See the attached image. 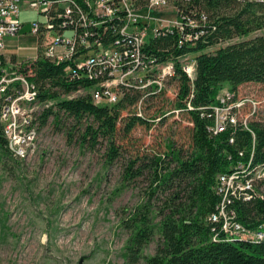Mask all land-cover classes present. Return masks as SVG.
I'll return each mask as SVG.
<instances>
[{
    "label": "trees",
    "instance_id": "obj_1",
    "mask_svg": "<svg viewBox=\"0 0 264 264\" xmlns=\"http://www.w3.org/2000/svg\"><path fill=\"white\" fill-rule=\"evenodd\" d=\"M191 7L204 11L209 19L201 39L178 47L175 36L165 34L148 48L149 55L158 61L193 54V79L177 65L171 78L176 81L172 96L164 90L151 94L140 110L135 105L140 97L138 90L123 89L113 104L94 103L88 92L77 93L80 88L87 90L91 82L82 76L71 78L65 69L67 61L44 57L38 46L35 58L22 62L18 71L35 83L37 101L47 103L35 114L37 130L49 116L54 123L70 117L74 123L70 127L89 118L77 141L92 147L97 139H103L105 164L120 157L122 141H134L130 136L134 125L150 127L168 116L173 121L186 116V148L176 145L171 137L165 140L163 151L138 144L136 155L128 156L122 164L119 189L142 174L148 178L143 180L146 184L140 188L139 200L121 208L119 222L128 233L123 264H264V242L228 241L218 223L207 218L221 200L215 190L217 176L230 171L238 161H264V121L250 117L248 129L240 120L216 134L209 129V106L221 89L236 92L242 84H264V33L248 37L264 29V2L195 0ZM213 46L216 48L211 51ZM224 82L228 87H223ZM150 99H158L165 106L150 116L143 115ZM187 101L192 109L185 110ZM174 108L183 109L178 117L173 112L165 115ZM13 157L0 126V160ZM259 185L264 192V180ZM226 209L247 228L264 226V194L248 201L234 199ZM152 240H156L154 252L145 254L144 248Z\"/></svg>",
    "mask_w": 264,
    "mask_h": 264
},
{
    "label": "built area",
    "instance_id": "obj_2",
    "mask_svg": "<svg viewBox=\"0 0 264 264\" xmlns=\"http://www.w3.org/2000/svg\"><path fill=\"white\" fill-rule=\"evenodd\" d=\"M194 1L0 0V126L12 156L24 159L32 153L38 138L33 122L35 114L42 105H47L37 101L35 83L18 71L22 62L1 67L4 36L18 34L22 29L19 18L22 2L43 16V21H30L27 31L36 37L42 55L53 61H67L65 69L69 70L71 78L82 76L91 82L87 90L80 88L77 93L88 92L94 103L113 104L123 89L138 90L140 97L135 105L140 110L147 96L165 91L177 65L193 79V54L158 61L149 55L148 47L165 34L174 35L178 47L187 42L194 44L202 38L209 19L204 11L191 7ZM151 10L173 17L159 18V25L148 36L146 29ZM238 94L221 89L215 103L209 106L212 118L209 129L213 134L239 120L248 129L247 119L256 115L260 100ZM192 108L187 101L185 110ZM244 109L247 111L243 112ZM182 110L174 108L165 115L173 112L178 117ZM262 180L264 161L252 164L251 158L238 161L230 171L217 176L215 190L221 194V200L216 211L207 218L218 223L226 240L264 242V226L247 228L234 218L232 210L226 209L234 199L248 201L253 196L262 197L263 186L259 185Z\"/></svg>",
    "mask_w": 264,
    "mask_h": 264
},
{
    "label": "rangeland",
    "instance_id": "obj_3",
    "mask_svg": "<svg viewBox=\"0 0 264 264\" xmlns=\"http://www.w3.org/2000/svg\"><path fill=\"white\" fill-rule=\"evenodd\" d=\"M148 16V36L159 25V18L173 17L153 10ZM19 18L43 21L42 14L33 9L22 10ZM260 33L264 29L248 37ZM27 34L29 42L23 35H11L15 52L18 48L31 54L36 52L35 36ZM24 61L27 59L21 62ZM175 85L176 81L168 80L165 94L172 96ZM223 87H228V83L224 82ZM237 92L239 96L260 100L252 117L264 121V84H242ZM145 106L142 114L150 116L165 105L150 99ZM86 120L90 121L82 119L70 127L74 124L70 117L64 116L54 123L49 116L39 127L34 149L27 158L12 156V160H0V264L124 263L128 233L119 222L121 208L139 200L140 188L146 184L143 180L148 178L142 174L119 189L123 182L122 164L128 156L136 155L138 144L163 151L165 140L171 137L176 145L186 148L189 123L183 115L178 121L168 116L150 127L134 125L130 130L134 141H122L120 157L105 164L103 139H97L92 147L77 141ZM155 241L147 244L145 254L154 252Z\"/></svg>",
    "mask_w": 264,
    "mask_h": 264
},
{
    "label": "crops",
    "instance_id": "obj_4",
    "mask_svg": "<svg viewBox=\"0 0 264 264\" xmlns=\"http://www.w3.org/2000/svg\"><path fill=\"white\" fill-rule=\"evenodd\" d=\"M22 10H30V9H28L26 7V4L24 2H22V4H21V11ZM21 22H22L21 31H23V32L20 31L18 34L23 35L21 37L22 38H26L25 39L26 42H29V41H31V38L27 37V35H28L27 31H28L30 22H28L26 20L25 21H21ZM13 36H11V35L4 36V39H3V41H4V50H3V55L1 56V67L10 66L12 64L19 63V62H21L24 59H27V60L28 59H33L36 56L37 47H36V52L32 53V54H31V52H29V51H27L25 49L21 50L19 48H18V51L15 52L13 50V44H14L13 43ZM35 41L37 42L36 37H35Z\"/></svg>",
    "mask_w": 264,
    "mask_h": 264
},
{
    "label": "water",
    "instance_id": "obj_5",
    "mask_svg": "<svg viewBox=\"0 0 264 264\" xmlns=\"http://www.w3.org/2000/svg\"><path fill=\"white\" fill-rule=\"evenodd\" d=\"M81 261H82V257L79 259V263H81Z\"/></svg>",
    "mask_w": 264,
    "mask_h": 264
}]
</instances>
